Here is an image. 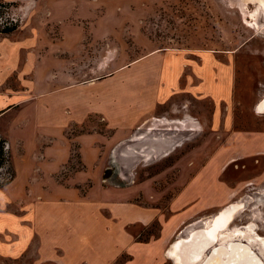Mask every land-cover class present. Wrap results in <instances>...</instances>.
<instances>
[{
	"label": "rangeland",
	"instance_id": "1",
	"mask_svg": "<svg viewBox=\"0 0 264 264\" xmlns=\"http://www.w3.org/2000/svg\"><path fill=\"white\" fill-rule=\"evenodd\" d=\"M47 1L16 0L14 7H0V28L15 23L14 40L32 36L37 29L43 51L47 41L58 37L55 28L40 26ZM97 2L98 18L114 7L116 20L124 19L122 36L86 44L73 62L83 71L72 81L100 77L112 66L123 67L152 52L169 53L135 73L119 74L104 90L113 94L134 85L155 88L157 83L143 79L146 72L165 76L175 69L170 98L110 152L103 177L111 184H106L130 194L127 203L140 213V221L127 224L121 242L112 240L115 247L109 246L106 264H184L170 255L176 245L181 247V241L193 233L207 234L218 217L230 211V221L218 231L215 243L192 264L231 243L247 246L264 264V9L260 2ZM1 4L7 3L0 0ZM20 53L23 67L26 52L20 49ZM162 83L169 90V81L163 78ZM96 123L95 131L111 135L110 128ZM3 173L0 183L10 179ZM25 255L15 264H38ZM177 255L184 258L183 253ZM88 261L84 257L81 264H98Z\"/></svg>",
	"mask_w": 264,
	"mask_h": 264
},
{
	"label": "crops",
	"instance_id": "2",
	"mask_svg": "<svg viewBox=\"0 0 264 264\" xmlns=\"http://www.w3.org/2000/svg\"><path fill=\"white\" fill-rule=\"evenodd\" d=\"M97 1H47L40 26L55 28L58 37L47 41L43 51L37 29L32 36L0 38V137L12 171L0 188V264H15L25 254L38 264H81L84 257L106 264L109 246L115 247L112 240L121 242L127 224L140 221V213L127 203L130 194L107 185L111 181L103 176L114 146L153 118L173 94L175 69L165 76L146 72L143 79L157 83L155 88L104 90L119 74L135 73L169 53L152 52L123 67L112 66L100 77L72 81L83 71L73 62L86 44L122 36L124 19L116 20L114 7L98 18ZM20 49L26 52L23 67ZM96 121L111 135L95 131Z\"/></svg>",
	"mask_w": 264,
	"mask_h": 264
},
{
	"label": "bare ground",
	"instance_id": "3",
	"mask_svg": "<svg viewBox=\"0 0 264 264\" xmlns=\"http://www.w3.org/2000/svg\"><path fill=\"white\" fill-rule=\"evenodd\" d=\"M255 1L260 2L264 9V0ZM262 108H264V103ZM230 212L218 217L207 234L204 231H199L193 233L189 239L181 241V247L177 244L170 255L176 256L178 263L184 264H192L201 260L204 253L215 243L218 231L224 229L230 221ZM177 253H183L184 258ZM200 264H262V262L247 246L231 243L225 247L214 248Z\"/></svg>",
	"mask_w": 264,
	"mask_h": 264
},
{
	"label": "trees",
	"instance_id": "4",
	"mask_svg": "<svg viewBox=\"0 0 264 264\" xmlns=\"http://www.w3.org/2000/svg\"><path fill=\"white\" fill-rule=\"evenodd\" d=\"M0 7L3 9H8V8L14 7V4L13 3L1 4ZM17 28L18 26L13 22H11V25L6 24L2 29L0 28V36H8L12 34L13 32H15ZM0 171H4L5 173L3 174L5 175L10 174L9 180H11L12 171H10L9 159L6 153V142L1 137H0ZM9 180L1 182L0 187H3L4 185H6V183H8Z\"/></svg>",
	"mask_w": 264,
	"mask_h": 264
}]
</instances>
